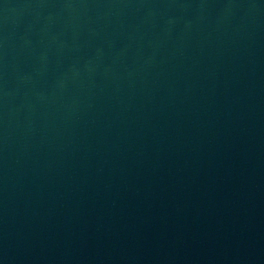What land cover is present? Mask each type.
I'll return each mask as SVG.
<instances>
[{
	"label": "water",
	"instance_id": "95a60500",
	"mask_svg": "<svg viewBox=\"0 0 264 264\" xmlns=\"http://www.w3.org/2000/svg\"><path fill=\"white\" fill-rule=\"evenodd\" d=\"M99 264H264V53Z\"/></svg>",
	"mask_w": 264,
	"mask_h": 264
}]
</instances>
